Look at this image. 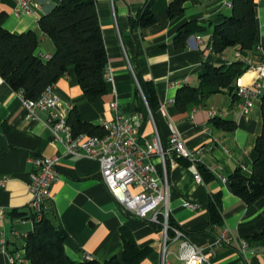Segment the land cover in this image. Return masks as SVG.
<instances>
[{
  "label": "crops",
  "instance_id": "crops-1",
  "mask_svg": "<svg viewBox=\"0 0 264 264\" xmlns=\"http://www.w3.org/2000/svg\"><path fill=\"white\" fill-rule=\"evenodd\" d=\"M57 0H31V13H19L21 0H0V12L8 13L4 27L13 33L34 31L40 40L36 54L47 58L55 46L39 28L40 17L49 13ZM148 0H96L103 39L108 55L107 93L95 102L83 96L74 66L55 85L53 92L65 105L76 109L85 122L99 125L113 120L114 103L127 118L141 120V138L151 142L155 127L164 142L177 131L187 149L197 156V162L212 172L216 179L197 183L186 161L171 156L168 159L172 221L197 246L206 249L216 243L218 226L213 225L207 205L215 194H222V228L229 233L232 246L216 249L204 264H264V245L248 238L264 229V197L249 208L223 182L237 168L250 175L257 157L255 140L262 133L261 99L253 100L248 114L241 105L244 99L227 91L205 90L197 95L185 110L175 104L178 90L184 86L198 87L199 75L207 65L228 66L236 61V48L217 55L211 51L214 26L231 14L230 0H185L183 13L175 18L168 14L173 0H154L151 11L156 23L149 27L132 24ZM39 5L38 8L34 4ZM113 3V4H112ZM256 44L252 57L254 65L264 62V0H256ZM189 26V27H188ZM187 27L190 36L185 48H178L174 39ZM138 75L152 82L159 104L148 117L135 82ZM137 79V78H136ZM253 73L246 72L241 83H254ZM264 94V79L262 80ZM236 123L233 131L217 127L210 113ZM48 114L40 112L31 117L23 106V97L0 77V264H12L17 255H24L26 236L34 229L30 208V174L35 156L59 157L60 179L52 186L56 219L67 232L65 251L74 261L88 257L104 262L122 258L124 242L122 228L133 235L140 249H150L145 259L128 264H161L163 232L160 226L133 218L112 198L101 179L100 163L88 157H74L64 144L54 140L47 123ZM154 162L159 167L155 158ZM196 205L188 208L184 205ZM14 212L23 214L17 217ZM240 240L250 244V250L238 252ZM169 264H182L179 244L167 249ZM23 264H31L24 260Z\"/></svg>",
  "mask_w": 264,
  "mask_h": 264
},
{
  "label": "trees",
  "instance_id": "trees-1",
  "mask_svg": "<svg viewBox=\"0 0 264 264\" xmlns=\"http://www.w3.org/2000/svg\"><path fill=\"white\" fill-rule=\"evenodd\" d=\"M185 0H173L169 6L170 18L183 13ZM154 0H148L143 10L132 24L149 27L156 23L151 11ZM231 14L224 16L221 23L214 26L211 36V51L217 55L227 49L236 48L244 58H252L257 50L256 44V0H230ZM8 13L0 12V77L12 90L21 94L23 99H38L49 87L55 86L74 66L79 86L88 102H95L107 93L108 55L103 39L101 23L97 12L96 0H57L52 10L40 17V30L51 39L55 46L54 53L44 58L36 51L40 45L34 31L13 33L5 29ZM189 27V26H188ZM190 36L187 27L181 28L175 39L178 48H185ZM247 66L240 60L228 66L207 65L199 75L198 87L184 86L178 90L175 104L185 110L197 95L205 90L227 91L238 95L237 81L246 72ZM146 102L152 114L158 106V96L152 82L136 76ZM263 116L262 133L257 137L254 149L257 157L252 173L247 175L243 168H237L227 178L233 194L239 197L249 208L264 197V94L260 97ZM212 121L217 127L233 131L236 123L221 117ZM68 124L75 134L102 136L104 131L99 125L85 122L72 108ZM190 163L186 159L178 158ZM199 173L206 183L216 176L205 166L197 164ZM222 194H215L207 205L213 225L222 226ZM17 217L23 214L14 212ZM34 229L26 236L23 258L31 264H128L146 258L150 249H140L132 233L122 228L124 242L122 258H111L104 262L88 257L82 262L72 260L65 251L67 232L57 221L52 203L40 222L33 215ZM170 223L178 227L171 217ZM252 242L264 245V229L249 237ZM13 264H19L14 262Z\"/></svg>",
  "mask_w": 264,
  "mask_h": 264
},
{
  "label": "built area",
  "instance_id": "built-area-1",
  "mask_svg": "<svg viewBox=\"0 0 264 264\" xmlns=\"http://www.w3.org/2000/svg\"><path fill=\"white\" fill-rule=\"evenodd\" d=\"M29 1L31 0H21L18 14L32 12ZM34 7L38 8L39 5L35 3ZM236 58L242 61L248 68L247 72L253 73L255 77L254 83L250 86L242 84L241 78L237 81L238 95L244 99L240 107L244 114H248L253 106V100L263 95L261 83L264 79V62L254 65L252 58H244L240 53ZM130 70L148 117L153 122L152 113L131 67ZM112 80V75L107 73V81ZM54 87H49L38 99H23L24 108L34 118L40 112L48 114L47 123L52 129L54 140L65 145L68 155L88 157L100 163L102 182L126 213L137 220L161 227L163 232L161 264H169L167 249L171 243L179 244V260L182 264L208 263L216 249L233 245L228 231L218 227L216 243L209 248V253H206V249L194 244L181 228L171 226L169 157L176 156L189 161L188 167L197 183L202 182L196 154L187 149L173 126H170L171 134L166 142L162 140L156 127L152 141L143 142L140 136L142 116L138 115L136 119L127 118L120 112L118 104L114 103V119L104 120L99 124L104 135L75 134L67 122L73 107L62 103L53 92ZM210 116L215 117L216 114L211 112ZM155 158L160 168L154 162ZM59 159L57 156H35L31 159L34 170L30 174L29 182L30 208L37 222L43 219L54 199L52 186L60 179ZM223 182L227 183V179H223ZM184 206L194 208L196 205L186 203ZM4 217L5 211L0 208V219ZM235 249L245 253L250 250V244L246 240H240ZM14 262L23 264L24 258L17 255L12 259V264Z\"/></svg>",
  "mask_w": 264,
  "mask_h": 264
}]
</instances>
